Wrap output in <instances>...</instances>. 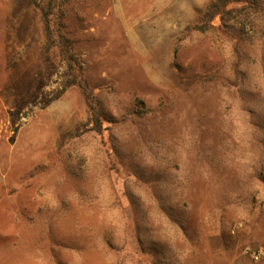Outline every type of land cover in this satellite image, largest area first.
Here are the masks:
<instances>
[{"label": "rangeland", "instance_id": "1", "mask_svg": "<svg viewBox=\"0 0 264 264\" xmlns=\"http://www.w3.org/2000/svg\"><path fill=\"white\" fill-rule=\"evenodd\" d=\"M211 1L63 6L97 133L40 9L0 0V264H264V8L193 30Z\"/></svg>", "mask_w": 264, "mask_h": 264}, {"label": "trees", "instance_id": "2", "mask_svg": "<svg viewBox=\"0 0 264 264\" xmlns=\"http://www.w3.org/2000/svg\"><path fill=\"white\" fill-rule=\"evenodd\" d=\"M33 4L40 9L41 21L44 33L43 51L50 54L54 49H58L68 66V80L65 89L73 85H79L85 96L88 106V117L84 123V127L97 133L104 130V119L106 111L100 105L95 90L91 86L85 75V70L79 58L73 52V42L64 32V8L63 6L69 0H32ZM245 3L255 8H264V0H213L206 8L202 18L196 23L192 29L200 33H210L215 28L214 21L220 17L222 21H226L229 16H233L237 11L231 9V3ZM248 22H243L242 29ZM81 126L76 128V132L63 134L59 139V146L71 135H77L81 131ZM79 135V134H78Z\"/></svg>", "mask_w": 264, "mask_h": 264}, {"label": "built area", "instance_id": "3", "mask_svg": "<svg viewBox=\"0 0 264 264\" xmlns=\"http://www.w3.org/2000/svg\"><path fill=\"white\" fill-rule=\"evenodd\" d=\"M243 226V222H238L233 226L232 231L235 232L239 227ZM248 252L252 255V257L259 261L263 258L264 256V251L262 249H253L251 247L248 248Z\"/></svg>", "mask_w": 264, "mask_h": 264}]
</instances>
